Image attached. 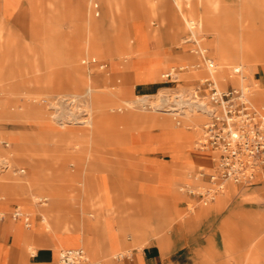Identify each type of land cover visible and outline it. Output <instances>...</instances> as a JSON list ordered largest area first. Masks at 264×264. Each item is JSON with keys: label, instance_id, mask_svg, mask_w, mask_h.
I'll return each mask as SVG.
<instances>
[{"label": "rangeland", "instance_id": "obj_1", "mask_svg": "<svg viewBox=\"0 0 264 264\" xmlns=\"http://www.w3.org/2000/svg\"><path fill=\"white\" fill-rule=\"evenodd\" d=\"M172 1L109 0L104 8L100 0L91 3L86 0V21L76 11L47 8L50 0L23 1L20 10L5 24L7 35L0 40V150H6L11 161L9 166L0 161V210L3 215L7 216L13 207L23 206L26 201L41 210L52 205L54 210L60 211L59 218L52 221L47 218L41 226L44 228L49 222L54 228L55 222L59 221L60 227L71 226L70 231L78 236L71 225L70 211L72 207L79 212L86 205V186L83 185L86 174L91 176L92 193L104 207H112L115 202L110 189L113 195H122L128 200L135 186H130L131 183L124 178L119 166L122 162L119 154L123 153L122 157L128 159L129 163L132 155L150 163V155L167 148L173 140L150 139L152 135L160 134L161 130L145 121L147 117L167 116L164 114L167 94L164 91L159 93L160 88L176 85L178 90L194 93L208 101L203 81L209 77L210 71L200 55L202 48L207 49L204 53L206 57L216 63L214 73H210L220 89L230 86L231 82L264 93L261 78L254 75L258 67H264V58L251 63L242 60V55L241 58H234L243 69L235 75L233 68L237 64L233 63L230 67L225 65L229 75L223 81L224 67L218 68L214 45L204 46L202 42L186 41L179 31H175L174 41L168 39L164 28L171 26L174 18L179 16L172 7ZM187 1L188 4L184 0V11L189 10L196 16L203 13L202 0ZM245 1L220 2L223 10L233 11ZM28 3L33 6L28 7ZM149 3L156 4L155 10H148ZM74 18L82 19L86 26L74 29ZM93 18L104 25L103 45L98 51L87 44V38L93 32L89 21ZM53 23H57V31L51 30L56 27ZM2 35L0 33V37ZM211 37L205 35V38ZM34 44L40 45L37 47L40 52L41 49L45 50L42 47L45 44L56 45L54 58L58 63L46 67L45 58L39 53L36 61L39 69L35 71L34 56L30 54L35 51L24 47ZM127 51L132 54L126 56ZM48 53L51 54V50ZM93 58L96 61H92ZM76 64L90 72L89 80L77 74ZM172 65L178 75H162ZM151 68L155 78L150 77ZM251 69H254V73ZM100 72H104L106 79L99 75ZM234 75L240 80L242 78L243 83H238ZM135 76L137 81L155 79L159 89L146 94V89L135 87ZM221 81L224 85H221ZM88 87L96 91L95 95L98 94L93 101L97 108L92 107L89 97L72 95L84 93ZM57 91H62V94ZM58 94L63 97L57 99ZM92 117L101 118L103 122L102 128L90 139H67L71 135L87 134L89 127L82 123L90 121ZM205 119L204 116L198 124L184 127L181 117H171L172 130L183 127L194 132L189 147L195 150ZM62 120L65 121L66 139L60 138L55 130ZM164 154L160 153L159 156H169ZM29 161L41 164L42 173L51 179L53 192L48 189L33 190L48 185L34 178L23 177L33 173ZM9 174L23 177L28 184L12 186L6 183ZM133 174L134 178L142 176L136 170ZM115 185L125 186L117 188ZM14 187L22 189L16 190ZM183 188L202 189L183 184L177 186L178 191L185 192ZM189 206L192 208V203ZM260 214L264 216V207ZM41 217L38 213L37 219ZM257 232L254 243L264 236V225ZM29 249L33 252L31 247Z\"/></svg>", "mask_w": 264, "mask_h": 264}, {"label": "crops", "instance_id": "obj_2", "mask_svg": "<svg viewBox=\"0 0 264 264\" xmlns=\"http://www.w3.org/2000/svg\"><path fill=\"white\" fill-rule=\"evenodd\" d=\"M23 1L26 0H0V33L3 34L0 40L7 35L5 24L20 10ZM92 1L89 0L90 3ZM108 1L100 0V3L106 8ZM185 1L188 4V1ZM220 1L202 0L204 11L196 16L189 10L184 11V0H173L172 7L179 16L174 18L171 26L164 28L165 36L174 41V33L179 31L186 41L194 40L197 43L202 42L204 46L214 45L216 48L220 34L228 33L236 43L242 42L245 47L253 49L254 56H250L253 60L249 63L264 58V0H247L233 11L223 10ZM155 5H148V10H155ZM27 6L33 5L28 3ZM46 6L53 11H76L83 15L82 19L86 21V0H50ZM82 19L72 20L74 29L79 30L86 26ZM53 25L56 27L51 30L57 31V23ZM89 26L93 32L89 34L87 44L93 47L92 50L98 51L103 45V22L93 18L90 19ZM205 35L212 37L208 39ZM45 45L42 46L45 50L41 49V52L37 48L39 44L24 46L35 51L30 53L34 56L35 71L39 69L36 63L39 53L44 56L46 67L58 63L54 58L56 45ZM48 50L52 53L49 54ZM200 50L203 52L207 49ZM125 54L130 56L132 53L127 51ZM166 60L165 58V64ZM173 66L162 75L169 73ZM75 69L83 79H90L91 74L85 68L76 64ZM228 72V68L224 67L223 81L227 79ZM251 72L254 73V69H251ZM99 75L106 79L104 72ZM177 75L176 73L174 76ZM254 75H258V79L261 78L264 84V67H258ZM150 77L155 78L153 69ZM154 80L137 81L135 76V87L146 89V94L153 93L159 89ZM223 81L221 85H224ZM228 87L241 86L230 82V86L226 85L225 88ZM160 90L159 93L164 91L169 97V106L164 110L167 116L147 117L145 121L161 130L160 134L152 135L150 139L173 140L167 148L150 155V163L136 155L130 156L129 163L128 159L122 157L123 153L119 154L122 160L119 166L124 178L131 183L130 186H135L130 198L126 200L122 195H113L110 189L115 202L112 207H104L92 193L91 176L86 174L83 180V185L86 186V205L82 206L79 212L72 207L70 211L71 225L76 229L78 236L70 231L71 226L60 227L59 221H54V228L49 222L44 228L41 226L45 223L44 217L50 221L59 218L60 211L54 210L52 205L41 210L26 201L23 206L13 207V211L7 216L0 210V264H57L62 249L79 246L86 250L91 261L96 264H264V236L253 242L257 231L264 225V216L260 214L264 207V166L246 183L225 181L223 191L217 194L219 197L208 204L200 203L198 195L178 191L177 186L180 184L191 187L211 186L209 177L214 170V154L209 150H193L189 147L194 132L183 127L172 130L171 117H181L178 112L184 105L177 104L176 97L173 98L178 91L176 85ZM193 96L201 103L200 107L207 105L208 102L204 98L194 93ZM262 96L264 93L258 92L253 97L258 106L264 105ZM96 97L98 94L90 99L93 108H97V104L93 102ZM200 113L201 115L181 117L183 126L198 124V121L206 116L202 110ZM97 119L92 117V120ZM86 122L82 124L87 128L89 126ZM101 128L102 125H99L94 134ZM91 129L89 127L87 134L71 135L67 139H90L94 135ZM55 130L60 138L66 139L65 126H58ZM128 134L130 139V132ZM160 153H167L169 156H159ZM7 155L6 150H0L1 163L7 160ZM37 161H29L33 173L23 177L34 178L48 185L33 190L48 189L53 192L50 188L51 179L42 173V168L39 167L41 164ZM200 168L203 169L204 175L198 177ZM135 170L142 176L134 178ZM16 177L9 174L6 183L17 180ZM115 187L121 188L116 185ZM17 208L21 215L14 217L13 213ZM38 213L42 215L40 219H37Z\"/></svg>", "mask_w": 264, "mask_h": 264}, {"label": "built area", "instance_id": "obj_3", "mask_svg": "<svg viewBox=\"0 0 264 264\" xmlns=\"http://www.w3.org/2000/svg\"><path fill=\"white\" fill-rule=\"evenodd\" d=\"M200 55L207 69L214 73L215 61L206 55ZM92 61L96 60L93 58ZM173 71L165 76H172ZM241 71L240 66L233 68L234 73L239 74ZM203 84H206L210 107L205 111L206 119L196 144L199 149L209 150L214 154V170L209 177L211 186L202 187L199 191L183 189L198 195L200 203L208 204L223 191L225 181L246 183L264 166V105L258 106L255 103L250 87L220 89L210 72ZM203 175L204 171L200 168L197 176ZM20 215L21 211L17 208L13 216ZM57 264L96 263L79 246L62 249Z\"/></svg>", "mask_w": 264, "mask_h": 264}, {"label": "bare ground", "instance_id": "obj_4", "mask_svg": "<svg viewBox=\"0 0 264 264\" xmlns=\"http://www.w3.org/2000/svg\"><path fill=\"white\" fill-rule=\"evenodd\" d=\"M190 16H191V14H190ZM205 51L206 50H204L203 52H200V54L205 53ZM216 51H217L216 52L217 53L216 55H217V58L219 60V63H218V68L219 69L220 68H223L225 65H229V67H230L233 63H236L237 64L234 67L240 66L243 69V66L239 65L238 64V61H234V58H238V57L241 58V55H242V60L249 61L250 62V61L253 60V59L250 58V56L252 58L254 56L253 49H249V48L245 47L244 46V43H242V42L240 44L239 43H236L232 39V36H230L228 33H221L220 34L219 42H218V45L216 47ZM241 52H242V54H240ZM173 70H174V68H172V71ZM230 70H232V69H230ZM209 71L212 72L211 70H209ZM174 73L175 72L173 71V76L176 74V73L175 74ZM235 75L233 76L235 78V80L238 83H241L242 84L243 83V79L241 78V80H240V78L239 77L236 78ZM94 92H96L94 89L88 87L85 90L84 93L76 92V93H74L72 95L73 96H82V97L86 96V97H89L90 99H92V98H94L96 96L94 94ZM190 93L191 92H188L187 93L184 90H182V91L178 90V91H176L175 96L173 97V98L176 97V99H177L176 100V103L177 104L184 105V106H181L180 111L178 112V115H180L181 117H183V116H190V115H193V114H195V115L196 114L201 115V113H200L201 110L205 113V111L208 110L209 107H210V103H209V99L208 98H207L208 99L207 105L205 104L202 107H200L201 106V103L196 99V97L193 96V93H191V94ZM256 93H257V90H255V91L253 90V97H255ZM61 94L56 95L57 99H58V97H61V98L63 97ZM168 99H169V97L166 98V101H167L166 102V107L169 106ZM143 100H146V99L143 98ZM198 107H200V109H198ZM98 119H99V122H98ZM98 119L97 120H92L91 119L90 121H87L86 122V125H88L89 127L92 128L91 130H92V133L93 134H94V131H96L97 127L99 125H102L101 122H103V120L100 119V118H98ZM59 126L60 127L65 126V122L62 120L59 123ZM2 163H5L7 166H9V163H11V161L7 157V160L3 161ZM16 179L17 180L10 181V184L12 186L13 185H15V186H24V185H27L28 184V180H25L23 177H16ZM44 185L46 186L45 183H44ZM45 219L46 218L44 217V222L46 221Z\"/></svg>", "mask_w": 264, "mask_h": 264}]
</instances>
